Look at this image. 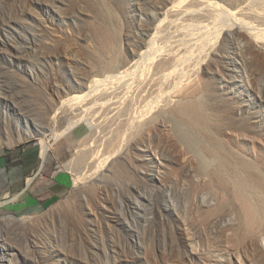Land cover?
I'll return each instance as SVG.
<instances>
[{
    "label": "rangeland",
    "instance_id": "374dc122",
    "mask_svg": "<svg viewBox=\"0 0 264 264\" xmlns=\"http://www.w3.org/2000/svg\"><path fill=\"white\" fill-rule=\"evenodd\" d=\"M173 1L0 0V178L37 190L36 203L18 206L24 199H5L0 184V204L11 201L0 206V264H233L231 253L264 264V245H249L264 244V196L234 184L249 171L264 186V54L246 25L223 35L235 25L225 11L188 4L182 24L164 13ZM211 1L264 10V0ZM110 70L118 83L92 93L93 73ZM192 104L205 125L185 113Z\"/></svg>",
    "mask_w": 264,
    "mask_h": 264
},
{
    "label": "bare ground",
    "instance_id": "6f19581e",
    "mask_svg": "<svg viewBox=\"0 0 264 264\" xmlns=\"http://www.w3.org/2000/svg\"><path fill=\"white\" fill-rule=\"evenodd\" d=\"M245 2V1H244ZM173 4H171L170 6H167V7H169V8H167L165 11H164V13H165V15H168V17H169V15H171V16H175V18H174V20L177 18L176 17V14H177V16H178V19L180 20V23H182L181 21L183 20V18H184V16L185 15H188L189 14V16L188 17H190V15L191 14H193V10H191L190 9V11L191 12H189V8H187V7H190L189 5H191V4H197L198 6H200V8H204V10H200V11H205L206 9H207V11L209 10V9H211L213 12V14L215 13L216 15H218L217 13V11H219V14L221 13V15H222V12L223 11H225L226 12V14H229L231 17H232V19H234L233 21L235 22V25H233V26H229V28H227V29H224V31L222 30V32L224 33L223 35H225V36H228V35H234L235 34V36L237 35V34H240L239 32H241L242 33V30L241 29H239V25H246V27L244 28V27H242V29L244 28V29H247L248 31H249V36H250V38H252V40H253V43L255 42V44H254V47H256V49H258V51L257 52H261V53H263L264 54V28H262V29H256L257 27L254 25V26H252L251 25V23L250 22H252L253 21V19H255V18H253L252 19V21H250V22H246V20L244 19L245 17L246 18H250L251 16H254V17H256L257 19L258 18H262V21L264 20V10L262 11L263 12V14H259L258 13V11L256 10V12L258 13V14H254V13H251L252 15H250V13H249V15H247L248 13H247V10H248V8L246 7V6H236V7H234V5H233V7L231 8V10L230 9H226V7H225V9H224V7L223 6H221V5H219L217 2H213V1H211V0H177V1H173L172 2ZM239 3H241V1L239 2ZM239 3H238V5H239ZM243 3V2H242ZM189 4V5H188ZM230 4V3H229ZM232 4V3H231ZM234 4V3H233ZM188 5V6H187ZM192 7H194L193 5H192ZM191 8V7H190ZM230 8V7H229ZM250 8V7H249ZM250 10H251V8H250ZM207 11H205L206 13H207ZM215 11V12H214ZM222 11V12H221ZM252 11V10H251ZM197 12V11H196ZM205 12H203L204 14H205ZM217 12V13H216ZM255 12V11H254ZM202 13V14H203ZM247 13V14H246ZM261 13V12H260ZM194 14H195V11H194ZM198 14V13H197ZM203 14V15H204ZM208 14V13H207ZM213 14H210L211 16L213 15ZM214 14V15H215ZM181 15H183V18H182V16H181V19L179 18ZM228 15V16H229ZM170 16V17H171ZM192 16V15H191ZM206 16H208V15H206ZM227 16V17H228ZM229 16V17H230ZM196 17H197V15H196ZM208 17H210V16H208ZM228 17V18H229ZM230 17V18H231ZM244 17V18H243ZM164 18V17H163ZM162 18V19H163ZM212 17H210V18H208V19H211ZM218 18H220V16L218 17ZM217 18V21L219 20ZM226 18V17H225ZM252 18V17H251ZM250 18V19H251ZM172 19V18H171ZM170 19V20H171ZM185 19V18H184ZM186 19H187V17H186ZM196 19V18H195ZM221 19H223V18H221ZM232 19H231V21H232ZM256 19V20H257ZM193 20V19H192ZM215 20V19H214ZM255 20V21H256ZM163 21H165V18H164V20H162V22ZM167 21V20H166ZM173 21V20H172ZM171 21V22H172ZM186 21V20H185ZM193 21H195V20H193ZM209 21V20H208ZM216 21V20H215ZM216 21V22H217ZM230 21V22H231ZM258 21V20H257ZM260 21H261V19H260ZM162 22L160 23L161 25H162V27H163V24H162ZM168 22H169V20H168ZM176 22V21H175ZM178 22V21H177ZM189 22V21H188ZM199 22V21H198ZM211 22H212V24H218V23H215V22H213V20H211ZM228 22V21H227ZM166 22H164V24H165ZM174 23V22H173ZM179 23V22H178ZM200 23V22H199ZM253 23V22H252ZM262 23V22H261ZM263 23H264V21H263ZM262 23V25L261 26H264V24ZM166 24H168V23H166ZM183 24V23H182ZM188 24V23H187ZM195 24V23H194ZM211 23H210V25H208V26H211L212 25ZM223 24V23H222ZM259 24V23H258ZM176 25H177V23H176ZM228 25H230V24H228ZM165 26V25H164ZM171 26V25H170ZM193 26H195V25H193ZM200 26H201V24H200ZM208 26H206L205 25V27L207 28ZM215 26H217V25H215ZM223 26V25H222ZM161 26H159V27H157V28H160ZM173 27V26H172ZM177 27H179V26H177ZM186 27H188V25L186 26ZM196 27V26H195ZM202 27V26H201ZM213 27H214V25H212V30H213ZM221 27V26H220ZM220 27H218L219 28V30H220ZM240 27V28H241ZM255 27V28H254ZM168 28L169 27H167V30H168ZM174 28H175V26H174ZM181 28H185L184 26H182ZM196 28H199V27H196ZM209 28V27H208ZM207 28V29H208ZM215 28V27H214ZM218 28H217V30H218ZM226 28V27H225ZM161 29V28H160ZM186 29H188V28H186ZM190 29V28H189ZM207 29H206V31H207ZM210 29V28H209ZM257 30V32H259V33H257L256 31H254L253 32V30ZM157 30V29H156ZM180 30H182V29H180ZM179 30V31H180ZM183 30H185V29H183ZM196 30V29H195ZM218 30V31H219ZM161 31V30H160ZM186 31H189V30H186ZM201 31V30H200ZM203 31V30H202ZM243 31H245V30H243ZM247 31V32H248ZM104 32V31H103ZM157 32V31H156ZM185 32V31H184ZM208 32V31H207ZM210 32V31H209ZM208 32V33H209ZM212 32V31H211ZM220 32V31H219ZM246 32V31H245ZM256 32V33H255ZM158 33H159V30H158ZM158 33H155V34H158ZM181 33V32H180ZM186 33V32H185ZM203 33V32H202ZM216 33H217V31H216ZM255 33V34H254ZM104 34V33H103ZM163 34V33H162ZM171 34V33H170ZM177 34V33H176ZM181 34H183V33H181ZM189 33H187V35H188ZM197 34V33H196ZM199 34V33H198ZM217 34H219V33H217ZM216 34V35H217ZM245 34V33H244ZM101 35H102V32H101ZM108 33L106 32V34H104V35H102V37L100 36V40L99 41H102L101 42V45L102 46H104L106 49H107V45H108V39H109V37H108ZM161 35V34H160ZM174 35V34H173ZM179 35V34H178ZM184 35V34H183ZM191 35V34H190ZM206 35V34H205ZM215 35V36H216ZM251 35L253 36V37H251ZM172 36V35H171ZM193 36H194V34H193ZM212 36V35H211ZM158 37V36H157ZM156 36H155V39L157 38ZM182 37V36H181ZM197 37V36H196ZM198 37H199V35H198ZM205 37V36H204ZM208 37V36H207ZM245 37V36H244ZM173 38V37H172ZM182 38H184V37H182ZM190 38V37H189ZM158 39V38H157ZM160 39V38H159ZM158 39V40H159ZM195 39H197V38H195ZM194 39V40H195ZM204 39V38H203ZM206 39H208V38H206ZM205 39V40H206ZM169 40V39H168ZM176 40V39H175ZM184 40H185V38H184ZM250 40V39H249ZM151 41V40H150ZM154 41V40H153ZM152 41V42H153ZM202 41V40H201ZM208 41V40H207ZM167 42H169V41H167ZM170 42H172V41H170ZM179 42V41H178ZM181 42V41H180ZM184 42V41H183ZM250 42H252V41H250ZM149 43V42H148ZM190 43V42H189ZM196 43V42H195ZM199 43V42H198ZM211 43H212V41H211ZM214 43H216V42H214ZM252 43V44H253ZM171 44V43H170ZM178 44V43H177ZM192 44V43H191ZM191 44H189V45H191ZM175 45V44H174ZM173 45V46H174ZM183 45V44H182ZM181 45V46H182ZM197 45V44H196ZM199 45V44H198ZM233 45V44H232ZM235 45V44H234ZM256 45V46H255ZM110 46V45H109ZM149 46V45H148ZM151 46V45H150ZM149 46V47H150ZM185 46V45H184ZM202 46V45H201ZM204 46V45H203ZM217 46V45H216ZM104 47H103V49H104ZM164 47V46H163ZM189 47V46H188ZM210 47V46H209ZM109 48V47H108ZM112 48V47H111ZM165 48V47H164ZM167 48V47H166ZM186 48V47H185ZM192 48V47H191ZM195 47L193 46V49H194ZM213 48V47H212ZM155 49V48H154ZM176 49V48H175ZM190 49V48H189ZM196 49V48H195ZM194 49V50H195ZM200 49V48H199ZM191 50V49H190ZM190 50H189V52H190ZM193 50V51H194ZM144 51V50H143ZM163 51V50H162ZM173 51V50H172ZM159 52H160V50H159ZM166 52V51H165ZM187 52V51H186ZM196 52V51H195ZM209 52V51H208ZM103 53V52H102ZM170 53V52H169ZM169 53H167V54H169ZM173 53V52H172ZM179 53V52H178ZM188 53V52H187ZM203 53V52H202ZM160 54V53H159ZM164 54V53H163ZM181 54V53H180ZM183 54V53H182ZM181 54V55H182ZM188 54H190V53H188ZM187 54V55H188ZM199 54V53H198ZM146 55V54H145ZM145 55L143 54V56L145 57ZM161 55V54H160ZM165 55V54H164ZM177 56V54L176 55H174V57H171V59H169L170 61H173V63L174 64H176V63H180L179 61H175L176 60V58L178 57V59L180 58L181 60H182V58L184 57L183 55V57L182 56ZM97 56V55H96ZM141 56V55H140ZM159 56V55H158ZM162 56V55H161ZM166 56V55H165ZM169 56H170V54H169ZM172 56H173V54H172ZM176 56V57H175ZM190 56V55H189ZM198 56V55H197ZM152 57V56H151ZM182 57V58H181ZM187 57V56H186ZM205 57H206V55H205ZM164 58V57H163ZM207 58V57H206ZM146 59H147V57H146ZM186 59V58H185ZM193 59V58H192ZM200 59V58H199ZM155 60V59H154ZM153 60V61H154ZM189 60V59H188ZM201 60V59H200ZM162 61H163V59H162ZM166 61H167V59H166ZM165 60H164V62H166ZM176 63H175V62ZM185 61V60H184ZM111 62V61H110ZM156 62V61H155ZM167 62H169V61H167ZM186 62V61H185ZM184 62V63H185ZM135 63V62H134ZM137 63V62H136ZM153 63V62H152ZM163 63V62H162ZM172 63V62H171ZM183 63V62H182ZM203 63V62H202ZM141 64V63H140ZM154 64V63H153ZM161 64V63H160ZM166 64V63H165ZM186 64V63H185ZM188 64V63H187ZM132 65V64H131ZM131 65H129V66H131ZM139 65V64H138ZM156 65V64H155ZM163 65H164V63H163ZM167 65V64H166ZM170 65V67L171 66H173V64L171 65V64H169ZM179 64H177V66H178ZM184 65V64H183ZM182 65V66H183ZM195 65V64H194ZM104 66V65H103ZM177 66H175V67H177ZM189 66V65H188ZM191 66V65H190ZM193 66V65H192ZM205 66V65H204ZM110 67V66H109ZM158 67V66H157ZM161 67V66H160ZM160 67H158L159 69H156V70H160L161 68ZM168 67V66H167ZM197 67V66H196ZM208 67V66H207ZM108 68V67H107ZM111 68V67H110ZM147 68V67H146ZM148 68H151V67H148ZM162 68H163V66H162ZM165 68V67H164ZM163 68V69H164ZM172 68V67H171ZM187 68V67H186ZM195 68V67H194ZM125 69V68H124ZM134 69V68H133ZM145 69V68H144ZM162 69V70H163ZM166 69V68H165ZM165 69L163 70L164 72H165ZM168 69H170L169 67H168ZM198 69V68H197ZM201 69V68H200ZM129 70L130 69H127V67H126V69L125 70H121V71H119L118 72V70H115V71H112V70H110V72L109 73H113V72H115V74L117 73L118 74V76H117V74H116V76H115V74H114V76L112 75V74H110L109 76H107L108 74V71H109V69L106 71L107 73H102V72H94L93 73V75L91 76V78H90V80H89V82L88 83H90L92 86H89V88H90V91L91 90H93V92L92 93H94V92H97V91H95L94 90V88H92V87H96V88H98V84L100 85V87L102 86V80H103V82L106 80V81H108L107 83H109V84H111V83H114V82H111L112 80H116L115 79V77H118V79H120V80H123V75L125 74V76H124V79H125V77L127 78V76H129ZM132 70V69H131ZM136 70V69H135ZM150 70V69H149ZM171 70V69H170ZM173 71H171V73L169 72V70L167 71V72H169V74H171V75H174L173 73H175L176 71L175 70H177L176 68H173L172 69ZM193 70H195V69H192V71ZM161 71V70H160ZM154 72V71H153ZM159 72V71H158ZM173 72V73H172ZM179 72V71H178ZM194 72V71H193ZM135 73V72H134ZM138 73V72H137ZM143 73V72H142ZM197 73V72H196ZM161 74H162V72H161ZM168 74V75H169ZM179 74H181V73H179ZM193 74V73H192ZM112 75V76H111ZM122 75V76H121ZM150 75V74H149ZM153 75V74H152ZM189 75H191V74H189ZM194 75V74H193ZM121 76V77H120ZM130 76H132V74L130 73ZM195 76V75H194ZM99 77H101L100 78V80H99ZM112 77H113V79H112ZM165 77V76H164ZM175 77V76H174ZM181 77V76H180ZM196 77V76H195ZM199 77V76H198ZM142 78V77H141ZM153 78V77H152ZM163 78V77H162ZM178 78V77H177ZM189 78V77H188ZM193 78V77H192ZM107 79H109V80H107ZM111 79V80H110ZM149 79V78H148ZM147 79V80H148ZM154 79V78H153ZM170 79V78H169ZM179 79H183V78H179ZM179 79L177 80V81H179ZM186 79V78H185ZM184 79V80H185ZM191 79V78H190ZM126 80H129V79H126ZM139 80V79H138ZM141 80V79H140ZM146 80V79H145ZM164 80V79H163ZM171 80V79H170ZM184 80H182V82L184 81ZM110 81V82H109ZM117 81V80H116ZM125 81V80H124ZM143 81V80H142ZM154 81V80H153ZM129 82V81H128ZM158 82V81H157ZM160 82V81H159ZM164 82V81H163ZM181 82V85L183 86V83ZM186 82V81H185ZM185 82H184V84H185ZM105 83V82H104ZM117 83H118V81H117ZM122 83V82H121ZM162 83V82H161ZM188 83V82H187ZM89 84V85H90ZM133 84V83H132ZM104 85V84H103ZM126 85V84H125ZM127 85H129L130 86V84H127ZM135 85V84H134ZM149 85V84H148ZM151 85H152V82H151ZM156 85V84H155ZM158 85V84H157ZM167 85V84H166ZM168 85H169V83H168ZM176 85V84H175ZM178 85V84H177ZM179 85H180V83H179ZM187 85V84H186ZM105 86V85H104ZM118 86V85H117ZM138 86V85H137ZM173 86V85H172ZM106 87H108L107 85H106ZM115 87V86H114ZM127 87V86H126ZM149 87V86H148ZM152 87H154V86H152ZM164 87V86H163ZM180 86H178V87H175V89H177V91H174L175 89L174 88H172V89H174L173 91L174 92H179L178 91V88H179ZM184 87V86H183ZM111 88L113 89V87L111 86ZM130 88V87H129ZM128 88V89H129ZM132 88H134V87H132ZM161 88V87H160ZM168 88V87H167ZM196 88H198V87H196ZM125 89V88H124ZM134 89H136V88H134ZM151 89V88H150ZM153 89V88H152ZM151 89V90H152ZM164 89H165V87H164ZM171 89V90H172ZM202 89V88H201ZM109 91L108 92H111V89H108ZM116 90H117V88H116ZM126 90V89H125ZM125 90H123V91H125ZM138 90V89H137ZM147 90V89H146ZM154 90V89H153ZM206 90V89H205ZM89 91V92H90ZM105 91H106V88H105ZM118 91V90H117ZM165 91V90H164ZM172 91V92H173ZM194 91V90H193ZM192 91V92H193ZM90 92V93H91ZM100 92H102V91H100ZM107 92V93H108ZM112 92H114V90L112 91ZM120 92V91H119ZM143 92V91H142ZM170 92V91H169ZM167 93V94H170V93ZM105 93V92H104ZM104 93H101V94H103L104 95ZM128 93V92H127ZM146 93V92H145ZM156 93V92H155ZM164 93V92H163ZM86 94V97H88L87 96V94L88 95H90L88 92L87 93H85ZM84 94V95H85ZM96 94V93H95ZM116 94H118V93H116ZM122 94V93H121ZM159 94V93H158ZM166 94V93H165ZM164 94V95H165ZM172 94H174V93H172ZM106 95V94H105ZM126 95V94H125ZM128 95V94H127ZM91 96V95H90ZM147 96H149V95H147ZM92 97V96H91ZM121 97V96H120ZM162 97H163V95H162ZM75 98H76V100L77 99H80V98H83V96H78V97H74V99H72V100H74L75 101ZM97 98V97H96ZM101 98V97H100ZM121 98H124V97H121ZM156 98V97H155ZM166 98V97H165ZM85 98H83L82 100H84ZM92 99V98H91ZM170 99V98H169ZM81 100V99H80ZM121 100V99H120ZM119 100V101H120ZM155 100V99H154ZM154 100H153V102H154ZM85 101V100H84ZM89 102V100H86V102ZM157 101V100H156ZM168 101V100H167ZM172 101V100H171ZM79 102V101H78ZM104 102V101H103ZM113 102V101H112ZM111 102V103H112ZM152 102V101H151ZM153 102H152V104H153ZM81 103V102H80ZM133 103V102H132ZM107 104V103H106ZM118 104V103H117ZM157 104H158V102H157ZM105 105V104H104ZM103 105V106H104ZM111 105V104H110ZM148 105H150V102L148 103ZM155 105L156 104H154V106L153 107H155ZM200 106V105H199ZM199 106H195V105H191L188 109L187 108H185V113H187L189 116H190V118L192 117L193 118V120L197 123H203V122H205V121H203L202 122V120H203V115L201 114V109H200V107ZM94 107V106H93ZM115 107V106H114ZM158 107V106H157ZM203 107V106H202ZM103 108V107H102ZM113 108V107H112ZM120 108V107H119ZM98 109V108H97ZM115 109H116V107H115ZM89 110V109H88ZM87 110V111H88ZM91 110V109H90ZM117 110V109H116ZM137 110V109H136ZM105 111V110H104ZM107 111V110H106ZM110 111V110H109ZM112 111V110H111ZM140 111V110H139ZM148 111V110H147ZM183 111V113H184V110H182ZM85 112V111H84ZM136 112V111H135ZM144 112V111H143ZM203 112V111H202ZM137 113H139V112H137ZM142 113V112H141ZM148 113H150V112H148ZM103 114V113H102ZM147 114V113H146ZM133 115V114H132ZM137 115V114H136ZM134 116V115H133ZM138 116V115H137ZM142 119V117H139V119ZM191 118V119H192ZM136 119V118H135ZM138 119V118H137ZM140 119V120H141ZM201 121V122H200ZM191 123V122H190ZM132 124V123H131ZM204 124V123H203ZM193 125H194V123H193ZM195 125H197V124H195ZM205 125V124H204ZM198 126H201V125H199L198 124ZM185 127V126H184ZM196 127V126H195ZM196 146V145H195ZM42 153H40V154H42V156L44 157L45 155H46V152H47V148H45V147H43V149H42V151H41ZM94 156V155H93ZM221 159V158H220ZM97 160V159H96ZM87 161V160H86ZM95 161H93V163H94ZM83 163V162H82ZM96 163V162H95ZM105 163V162H104ZM107 163V162H106ZM97 164V163H96ZM94 165V164H93ZM99 165V164H98ZM246 165H244L243 164V166H242V164L240 165V167L242 168V167H245ZM93 167V166H92ZM95 167H97V166H95ZM105 167V165L103 166V168ZM234 167H237V166H234ZM87 168V167H86ZM247 168H249V167H245V170H247ZM95 169V168H94ZM98 169V168H97ZM99 169H100V167H99ZM235 169V168H234ZM91 170H93V168L92 169H90V167H88V171H86L87 173L88 172H92ZM240 172L241 171H243L244 169L242 168V170H240V168L238 169ZM85 171V170H84ZM239 171H237L238 173H239ZM97 172V171H96ZM100 172H101V170H100ZM99 172V173H100ZM236 169L234 170V175H236ZM245 173H246V171H244ZM83 173V172H82ZM81 173V175L80 176H77L76 177V181L75 182H78L79 180H82V178H83V176L84 175H86V174H82ZM233 172H231V174H232ZM242 174H243V172H241ZM247 173H248V175H246V174H243V176L244 175H246L247 176V179L246 178H244V177H241V181L239 182L238 181V183L239 184H237V183H235L237 180L236 179H238V178H240L239 176H241V175H238L237 174V177H236V179H235V177H234V175H231V177L233 176L234 177V180H236L235 182H234V184L236 185V186H239V187H241L240 189H239V191L240 190H242L241 191V193H243L244 192V194H248L247 196H249V194H250V196L249 197H253L254 195H256V194H258V193H260V194H263L262 195V197L264 196V186H263V184H262V182L260 181V179H257V176H255L256 174H253V172H249V171H247ZM250 173V174H249ZM78 174V173H77ZM92 175V174H91ZM90 175V176H91ZM99 175V174H98ZM245 176V177H246ZM82 177V178H81ZM92 177H94V175H92ZM202 177V176H201ZM249 177V178H248ZM85 178V177H84ZM91 178V177H90ZM89 178V179H90ZM204 178V177H203ZM243 178L245 179L244 181H243ZM258 178H259V176H258ZM202 179V178H201ZM205 180V179H204ZM234 180H232V181H234ZM231 181V182H232ZM233 183V182H232ZM235 185H233V187L236 189V186ZM217 188V187H216ZM222 190H225L226 189V184H224L223 182H222V184H221V187H220ZM215 188L214 187H212V186H207V190H208V192L211 194V195H213V196H216V189L214 190ZM218 189V188H217ZM237 190H238V188H237ZM248 192V193H247ZM260 194H258V196H260ZM255 197V196H254ZM261 200H264L263 198H261ZM261 200H259L258 199V201H259V204L260 203H262V204H260V205H262L263 206V202H260ZM4 203H2V204H0V206L1 205H3ZM247 204H245V206H246ZM222 206V205H221ZM223 207H226L227 208V205L226 204H224V206ZM247 207H249L248 205L246 206V209H247ZM264 207V206H263ZM263 207H261V208H263ZM219 208H221V207H219ZM225 209V208H224ZM217 210V209H216ZM222 214V213H221ZM224 215V214H223ZM225 217H229V216H226V215H224ZM224 217V218H225ZM215 219H211V221L213 220L215 223H217L218 221H220V217H218L217 216V218L216 217H214ZM223 218V217H222ZM14 221V220H13ZM15 222V221H14ZM263 241H261L260 239H258V238H251V240H250V246H252L255 250H258V251H261V249L263 248V243H262ZM230 257H231V259H232V261H233V264H238L239 263V259H238V256L235 254V253H231V255H230Z\"/></svg>",
    "mask_w": 264,
    "mask_h": 264
},
{
    "label": "crops",
    "instance_id": "0c3cea01",
    "mask_svg": "<svg viewBox=\"0 0 264 264\" xmlns=\"http://www.w3.org/2000/svg\"><path fill=\"white\" fill-rule=\"evenodd\" d=\"M41 157L43 159L45 156L43 157L42 154H41ZM4 172L5 171H3L2 174H0V175H3L5 177V173ZM4 177L0 178V184L2 185V183H3V185L4 184L6 185V186L3 187V188H5L4 189V198L5 199L10 198V196H12L14 194L13 192H16L15 196H14V199H12L11 201L15 202V201H20V199H24L23 203L18 205V206L36 203V200H34V197L37 196V190L34 191V192L30 191V186H31V183L33 181L32 179L24 178V180L26 181L24 187H22L21 189H19L17 191L16 190L17 186L14 183H13L14 185H10L11 183L10 184L7 183V181L9 180V177H7V176H6V178H4ZM0 188L3 189L1 186H0ZM11 201L10 202H6L3 205H7L8 203H11Z\"/></svg>",
    "mask_w": 264,
    "mask_h": 264
}]
</instances>
